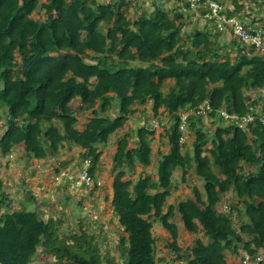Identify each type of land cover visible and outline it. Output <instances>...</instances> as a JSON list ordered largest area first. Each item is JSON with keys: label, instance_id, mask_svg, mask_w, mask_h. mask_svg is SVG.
I'll list each match as a JSON object with an SVG mask.
<instances>
[{"label": "trees", "instance_id": "obj_1", "mask_svg": "<svg viewBox=\"0 0 264 264\" xmlns=\"http://www.w3.org/2000/svg\"><path fill=\"white\" fill-rule=\"evenodd\" d=\"M137 2L0 0V153L7 157L21 147L27 159L40 161L70 144L85 151L80 156L89 158L87 172L94 177L99 147L139 113L146 120L116 141L113 155L110 207L122 234V264H156L154 222L168 233L165 245L182 264H227L225 252L264 257V124L256 119L245 131L219 114L241 119L254 108L256 118L264 116V100L245 94L264 88V55H241L234 39L218 46L219 34L207 28L187 31L178 6L165 11L152 3L149 11ZM230 5L227 16H249L237 0ZM225 47L235 51L234 59ZM167 81L173 84L164 93ZM72 101L87 114L82 127ZM205 102L207 117L225 123L211 134L201 125L204 116L193 114ZM189 111L191 152L182 153L180 114ZM150 116L170 121L164 130L169 149L157 161L156 180L141 174L132 182L125 179L128 168L151 164ZM177 170L183 183L190 173L200 179L202 191L193 186L190 197L164 211ZM5 190L0 181V264H113L102 260L82 220L74 233L58 236L56 221L45 222L37 211H9L13 198ZM228 192L242 210L234 205L219 214L216 205ZM233 210L237 226L229 218ZM176 216L188 234H203L188 251L177 244Z\"/></svg>", "mask_w": 264, "mask_h": 264}, {"label": "rangeland", "instance_id": "obj_2", "mask_svg": "<svg viewBox=\"0 0 264 264\" xmlns=\"http://www.w3.org/2000/svg\"><path fill=\"white\" fill-rule=\"evenodd\" d=\"M131 1L134 4L135 0ZM220 1L223 7L225 4H228V7L231 6L230 3L232 0ZM237 1L244 6L245 10L243 12H248L249 16H242V14L236 18L251 26H256L260 31H263L264 29H262L261 26L264 28V0ZM152 3L159 4L165 11H170L178 5V0H138L137 7L141 10L151 11L153 9ZM128 10L129 13L132 12L131 7ZM36 14L37 11H35L34 15L36 16ZM183 17L185 22L188 23V25L184 27L187 31L193 27H197L200 30L206 28L204 26V21L201 19L194 21L191 18H187L185 15ZM230 38L228 33L219 34L216 38L218 46L229 44ZM223 52L233 59L235 58V51L231 49V47H225ZM244 55L248 56L249 52L247 51ZM135 64L137 65L138 63ZM172 84L173 82H165L162 88L163 92L167 93ZM245 94H248L252 100L257 98L264 100V88L250 90ZM78 105L77 101H72L70 103L71 110L77 118V127H82L87 114L81 112L78 109ZM150 108V104L146 106V111L148 113H150ZM138 109H141V107L138 106ZM1 111L0 109V112ZM109 114L113 117L110 112ZM145 120V116H141L139 113L135 114L129 119V122L122 130L110 136L106 145H101L99 147L102 153L96 169L95 179L101 183L100 187H73L71 183L65 179L64 175L68 172L76 174L77 168L83 162L80 155L85 153V151L73 145L68 144L70 145L68 151L65 149L61 150L55 156L40 161H36L32 157L29 158V160H27L26 157H22L23 152L21 147L16 148L12 154L7 157H3L0 153V181L5 185V192L10 193V197L13 198V206L9 211L18 210L20 207L24 206L28 211H37L45 222L48 223L51 220L56 221L58 236L74 233L77 229L76 221L79 218L85 226L90 228V232L94 233L102 260L104 261V259L108 257L112 258L113 264H122L120 256L121 251L118 249L119 236L122 234L117 223V217L112 213L110 207L112 178L116 174V171L112 170L113 155L116 149V141L122 137L123 134L129 131L133 132L139 125H142ZM146 122L155 130L154 135L149 138L150 147L152 149L150 155L151 164L148 167L135 165V167L131 169L128 168L125 179L131 180L132 182L136 181L141 174H149L152 180H156L157 161L160 159L161 155L166 154L169 149L164 136V130L170 126L168 118L166 116H161L156 119L150 116ZM2 123H4V119L0 115V125ZM201 125L203 130L206 129L208 133L211 134L216 127L223 126L225 123L219 122L218 118L204 116L202 117ZM183 133L184 136L188 138V141L181 152H191L190 143L193 140L192 133L188 132L185 127ZM210 136L211 135H209V137ZM130 145H132L131 142ZM9 163L10 166H17L16 169H12ZM245 169L247 170L250 168L247 166ZM185 180L184 183L181 181L180 170L174 172L171 179V195L167 199L164 211L169 204L175 205L179 201L190 197L191 188L193 186L202 191L203 182L192 173L188 174ZM79 202L80 204H78ZM234 205L237 207L239 206L242 210L241 205L236 202L235 194L233 192H228L221 197L216 205V210L219 214H223L229 211V209H232ZM236 214V211L233 210L232 214L229 216L233 226L239 224ZM242 219L245 218L242 217ZM173 222L178 227L179 236L177 244L182 251H188V248L192 246L195 238H202V240H204L201 231L197 235L188 234L183 229L178 216L174 218ZM151 233L155 241L154 256L156 264H182V261L175 259L176 254L165 245L167 242H170V238L168 233L158 222L153 223ZM225 256L227 264H240L239 256L231 255L228 252H225ZM30 264H41V262L35 259Z\"/></svg>", "mask_w": 264, "mask_h": 264}, {"label": "built area", "instance_id": "obj_3", "mask_svg": "<svg viewBox=\"0 0 264 264\" xmlns=\"http://www.w3.org/2000/svg\"><path fill=\"white\" fill-rule=\"evenodd\" d=\"M177 6L180 8V13L183 16L185 15L187 18H191L194 21L199 19L203 20L204 26L208 30H211V32H216L218 34L228 33L231 37L230 39H234L242 46V50L240 52L241 55H244L247 53V51L249 52L251 50L254 55H264V32L260 31V29L252 27L248 23L238 20L234 16H227L225 14L226 5L223 7L220 0H178ZM210 110V106L205 102L204 104L198 106L197 110H193V114L207 116ZM192 112H182L180 114L179 129L181 131H183L185 127L187 116ZM219 114L226 120L229 119L236 121V124L242 130H245L247 124L254 120V117L249 114L242 117L241 119H239L236 115H228L222 110L219 111ZM183 142L184 137H181L180 143ZM88 165L89 161H86L82 170H80L77 174H72L70 172L66 173L64 175L65 179H67L73 187H92L94 185L100 186L101 183L95 181L88 174ZM263 260V256L251 257L247 254H242V258H240V264H258Z\"/></svg>", "mask_w": 264, "mask_h": 264}, {"label": "clouds", "instance_id": "obj_4", "mask_svg": "<svg viewBox=\"0 0 264 264\" xmlns=\"http://www.w3.org/2000/svg\"><path fill=\"white\" fill-rule=\"evenodd\" d=\"M252 27H254V26H252ZM257 29V28H256ZM250 52V51H249ZM252 110H254V108H250L249 109V112L250 113H248L249 115H252L253 117H254V120L252 121V122H250V123H248L247 124V126H246V129H245V131H248V125L249 124H254V122L256 121V119H258L260 122H262V124H264V122H263V120H264V116H257V118H256V115H258L257 113H258V110H255V112L254 111H252ZM252 111V112H251ZM247 115V114H246ZM245 115V116H246ZM180 130V129H179ZM181 131V130H180ZM182 132V134H181V136L179 137V144L180 145H186V143H187V141H188V138H186L185 136H184V133H183V131H181ZM181 137H184V142L183 143H180V138ZM82 164L84 165V163L86 162V161H89V165H88V167L90 166V160H89V158H87V159H82ZM82 164H81V168L80 169H78V172L80 171V170H82ZM88 167H87V169H88ZM77 172V173H78ZM76 173V174H77ZM89 174V173H88ZM91 177V176H90ZM95 181H98L97 179H95L96 178V173H95V176L94 177H92ZM99 182V181H98ZM95 187H100V186H97V185H94V186H92V187H90V188H95Z\"/></svg>", "mask_w": 264, "mask_h": 264}, {"label": "crops", "instance_id": "obj_5", "mask_svg": "<svg viewBox=\"0 0 264 264\" xmlns=\"http://www.w3.org/2000/svg\"><path fill=\"white\" fill-rule=\"evenodd\" d=\"M3 130H4V127H3L2 124H1V125H0V136H1L2 133H3ZM66 146L69 148L70 145L67 144ZM22 157H25V156L22 155ZM26 159H27V158H26ZM27 160H29V159H27ZM36 161H37V160H36ZM13 162H14V160H13ZM9 166H10V163H9ZM10 167H11L12 169H14V168L16 169L17 166L12 165V166H10ZM80 168H81V164H80V166L77 168V172H78V169H80ZM12 173H13V172H12ZM6 174H7V172H6ZM7 175H8V174H7ZM23 194H24V193H23Z\"/></svg>", "mask_w": 264, "mask_h": 264}]
</instances>
